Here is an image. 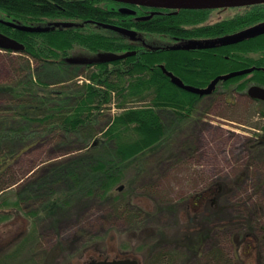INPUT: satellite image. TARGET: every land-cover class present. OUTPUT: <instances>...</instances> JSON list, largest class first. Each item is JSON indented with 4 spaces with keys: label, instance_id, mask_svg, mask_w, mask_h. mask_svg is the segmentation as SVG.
I'll use <instances>...</instances> for the list:
<instances>
[{
    "label": "trees",
    "instance_id": "16d2710c",
    "mask_svg": "<svg viewBox=\"0 0 264 264\" xmlns=\"http://www.w3.org/2000/svg\"><path fill=\"white\" fill-rule=\"evenodd\" d=\"M114 3L0 0V20L49 27L47 31L30 32L0 21L1 32L25 45L12 63L11 79L0 83V192L16 184L10 176L13 162L40 139L60 137L64 144L76 147L70 152L79 151L54 165L39 181L25 185L15 201L4 200L0 223L13 215V208L17 213L25 202H38L39 188L61 178L75 185L73 191L77 193L82 189L80 193L109 197L117 202L122 215L141 210L136 204V208L129 207L131 203L121 205V197L113 196L114 190L123 188L127 164L167 137L161 111L169 110L183 118L202 97L174 84L161 65L195 85H206L220 74L254 66L250 74L220 81L214 93L220 86L239 93L251 84L264 86V29L217 40L263 21L264 3L235 7L233 15L208 23L213 9H162L148 20L135 22L130 21L132 16L121 19L113 11ZM93 21L121 25L135 34L130 36ZM159 35L195 44L160 48L146 40ZM128 51L135 53L114 61L105 57L107 53ZM81 53L91 57H79ZM252 102L264 116V101ZM114 107L118 110L112 115ZM39 201L42 208L32 210V215L39 211L54 215L63 203L58 198ZM31 232L27 225L1 247L0 264L12 263L24 251ZM220 260H224L223 255ZM35 261L30 256L16 264ZM162 261L157 256L150 264H164Z\"/></svg>",
    "mask_w": 264,
    "mask_h": 264
},
{
    "label": "rangeland",
    "instance_id": "374dc122",
    "mask_svg": "<svg viewBox=\"0 0 264 264\" xmlns=\"http://www.w3.org/2000/svg\"><path fill=\"white\" fill-rule=\"evenodd\" d=\"M235 12L234 7L213 9L208 22ZM263 29L264 20L217 40ZM146 40L151 45L174 43L159 36ZM8 51L0 49V83L11 79L12 63L19 54ZM85 54L79 57H91ZM246 94L247 89L239 93L220 86L216 93L202 96L183 118L169 110L160 112L167 137L127 164L122 190L113 191L114 197H121V205L143 208L132 215H122L117 202L109 197L73 191L75 185L66 178L40 187L38 202H25L18 214L12 207L13 215L0 223V244L27 225L32 234L28 246L10 264L30 256L36 258L35 264H89L92 258L126 254L149 264L160 252L167 253L164 264H264V116ZM117 110L114 107L111 114ZM60 140L50 136L40 139L17 157L10 175L17 182L0 192V204L15 201L25 185L39 181L54 165L79 154L70 152L75 146ZM207 187L217 191L216 206L211 203L214 195L208 196V237L192 250L171 242L159 247L164 240L174 239L172 234L202 225L203 220L189 219L193 214L188 213L187 201ZM44 197L63 203L54 215L40 211L32 215V210H41L39 200Z\"/></svg>",
    "mask_w": 264,
    "mask_h": 264
},
{
    "label": "water",
    "instance_id": "95a60500",
    "mask_svg": "<svg viewBox=\"0 0 264 264\" xmlns=\"http://www.w3.org/2000/svg\"><path fill=\"white\" fill-rule=\"evenodd\" d=\"M131 5H142V6H150L156 8H169V9H217V8H227V7H241L246 5H254L264 3V0H113ZM129 12L133 13L134 10L128 9ZM5 24L15 27L20 30L30 31V32H42L49 30V27H41V26H29L22 25L10 21H4ZM108 28L116 30L125 34H133L134 31L124 28L118 25L112 24H104ZM0 49L1 50H11L13 52H20L25 50V45L18 41L15 38L8 36L7 34L0 31ZM135 51H128L126 53L117 54V53H107L106 59L109 61H114L118 59L125 58L129 55L134 54ZM163 71L170 77L171 81L179 86L180 88L186 89L188 91L197 93L201 96L211 94L217 84L220 81L228 80L232 77L243 75L246 73L252 72L255 67L245 68L241 70L231 71L225 74H220L216 76L208 86L201 88L190 84H185L184 81L176 76L173 72L169 71L164 65L161 66ZM248 95L253 99H258L264 101V86L254 84L249 87ZM89 264H140L139 260L132 257H123V258H115V259H102L96 260L93 259L89 262Z\"/></svg>",
    "mask_w": 264,
    "mask_h": 264
},
{
    "label": "flooded vegetation",
    "instance_id": "af4514ba",
    "mask_svg": "<svg viewBox=\"0 0 264 264\" xmlns=\"http://www.w3.org/2000/svg\"><path fill=\"white\" fill-rule=\"evenodd\" d=\"M116 3H114V10L115 12H117V15L120 16L121 19L123 20H129L130 17L132 16L134 18V20H130V21H144V20H148L150 19L152 16L154 15H157V14H160L163 12L162 9H166V10H172V12H175V9H169V8H156V7H150V6H142V5H131V4H126V3H122V2H118V1H115ZM128 9H132L134 10L133 13L129 12ZM96 25H102V26H105L104 23L101 24L99 22H96V21H93ZM208 23V21H207ZM113 25V24H112ZM121 26V25H120ZM107 27V26H106ZM108 28V27H107ZM125 28V27H124ZM111 29V28H109ZM128 29V28H127ZM113 30V29H112ZM129 30H132V29H129ZM116 31V30H115ZM134 31V30H132ZM125 34V33H124ZM135 34V31L133 34H127V35H130V36H133ZM159 37H165V38H171V37H167V36H161L159 35ZM146 38V37H144ZM173 40V44L171 45H152L154 47H174V46H184L186 45V40L184 41V38H181V40L177 37L175 38H171ZM161 65V64H160ZM162 66V65H161ZM254 67V66H253ZM162 68V67H161ZM250 68V67H248ZM256 68V67H255ZM245 69V68H244ZM241 70V69H240ZM255 70V69H254ZM253 70V71H254ZM172 72V71H171ZM174 73V72H173ZM251 73V72H250ZM250 73H246V74H250ZM176 76L180 77L185 84H190V83H186L185 80L178 74L174 73ZM245 75V74H243ZM220 83V82H219ZM218 83V84H219ZM217 84V85H218ZM190 85H194V86H197V87H201V88H204L206 86H208V84L206 85H195V84H190ZM254 85V84H253ZM258 85V84H257ZM252 86V85H250ZM249 86V87H250ZM262 86V85H261ZM179 87V86H178ZM217 87V86H216ZM249 87L247 88V92H248V89ZM183 89V88H182ZM186 90V89H184ZM216 90V88H215ZM215 90L212 92L214 93ZM188 91V90H186ZM191 92V91H189ZM194 93V92H193ZM211 93V94H212ZM197 94V93H195ZM248 94V93H247ZM199 95V94H198ZM201 96V95H200ZM204 96V95H203ZM219 188H220V192L222 190V186L219 185ZM215 193H217V191L214 189V188H210L208 189V187L206 189H204L201 193H199L198 195L192 197V199H189L187 201V205H188V213L190 214L192 212L193 216L189 217V219L191 221H194V220H203L202 222V225L198 226L196 229H191L190 231H186V232H180V233H174L172 234V237L174 239L170 240V239H167V240H164L163 242L160 243L159 247L163 248L165 246H167V244L169 242H171L172 244L178 246V247H185L187 250H192L193 248H195V246L197 247V243L199 244V241H202V239L206 237H208V196L209 195H214L212 200H211V203L216 206V203H217V200L215 198ZM143 209V208H142ZM192 224V223H191ZM17 236V234L15 235ZM160 236H162L160 234ZM175 238H178V239H175ZM247 238H244V241H246ZM6 244L3 243V244H0V249L2 246H4ZM244 249H248V246L247 244L244 245ZM250 252V251H249ZM249 252H247L249 254ZM247 254V255H248ZM161 257L162 258V262L164 263L167 259H168V256H167V253L165 252H160L159 255H156L153 259H156V257ZM123 257H132V258H136L139 260L140 264H144L143 263V260H141L140 258L138 257H135V256H132V255H128L126 254L125 256L123 255H118V256H114L113 258H105V259H115V258H123ZM93 259H96V260H99L97 258H92ZM153 261V260H152ZM151 261V262H152ZM149 264H150V261H149Z\"/></svg>",
    "mask_w": 264,
    "mask_h": 264
}]
</instances>
